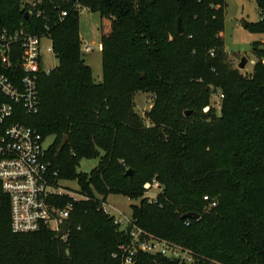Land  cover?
I'll return each instance as SVG.
<instances>
[{"label": "trees", "instance_id": "1", "mask_svg": "<svg viewBox=\"0 0 264 264\" xmlns=\"http://www.w3.org/2000/svg\"><path fill=\"white\" fill-rule=\"evenodd\" d=\"M76 3L110 23L99 82L83 56ZM24 4L0 0V28L47 31L59 59L39 74L40 111L26 122L53 137L51 169L77 180L87 198H57L73 202L60 232L16 233L0 185V264H121L113 254L131 241L133 224L191 249L197 264H264V38L253 43V71L242 73L227 61L226 0H44L45 14L28 18ZM63 8L70 13L61 18ZM241 25L264 34L262 15ZM140 91L154 96L144 114L135 109ZM82 158L98 164L81 171ZM154 178L162 190L151 199L143 185ZM111 193L139 199L126 227L104 210ZM190 211L199 217L184 218ZM137 258L176 264L161 254Z\"/></svg>", "mask_w": 264, "mask_h": 264}, {"label": "built area", "instance_id": "2", "mask_svg": "<svg viewBox=\"0 0 264 264\" xmlns=\"http://www.w3.org/2000/svg\"><path fill=\"white\" fill-rule=\"evenodd\" d=\"M24 5L28 17L45 14L44 0H25ZM75 7L80 12L85 8L79 3ZM69 13L70 10L63 8L60 17ZM46 40L50 42L47 46L44 45ZM83 49L88 52L91 46L85 43ZM46 53L55 55L52 38L47 31L31 33L25 27L14 30L0 28V185L9 196L11 227L16 233L42 228L60 232L70 216L73 202L61 206L57 198L64 195L73 200L87 198L76 191L80 195L77 196L63 185V179L58 178L57 171L51 169L46 159L49 137L45 138L26 122L28 115L40 111L39 74L51 71L44 64ZM216 106L220 107L219 102ZM208 109L206 106L204 111ZM143 187L146 194L155 192L148 195L151 199H156L162 190L161 183L155 178L146 181ZM103 206L106 212H110L106 202ZM116 222L123 221L118 219ZM130 222L131 218L128 224ZM130 234L131 241L121 245L113 254L121 258V264H137L139 253L161 254L176 264H197L199 260L191 249L149 235L137 225L133 224Z\"/></svg>", "mask_w": 264, "mask_h": 264}, {"label": "rangeland", "instance_id": "3", "mask_svg": "<svg viewBox=\"0 0 264 264\" xmlns=\"http://www.w3.org/2000/svg\"><path fill=\"white\" fill-rule=\"evenodd\" d=\"M227 8L225 13V28L222 32L224 38V45L227 53V61L237 68L242 73L252 72L256 57L253 53V43L263 40L264 34L253 33L242 27L241 19L245 18L248 21H258L261 18V11L256 0H226ZM109 21L107 18H102L98 12H92L88 8H83L80 13V36L82 40L83 56L87 63L93 69V75L96 81H100L103 77L102 69V53L100 48L101 38L103 32L109 31ZM50 42L44 41L47 46ZM85 43L91 46V50L86 52L83 49ZM44 64L46 68L52 69L59 64V59L56 55L45 54ZM246 56L248 62L244 68H239L241 58ZM221 90H218L211 98V102L215 105L221 98ZM154 101V96L148 92H138L135 97V109L140 114L149 109ZM218 108V107H217ZM53 137L48 138L49 144ZM98 164V158L87 159L82 158L79 164V170L90 171ZM63 185L74 192L80 191V185L77 180H63ZM154 191L145 195H154ZM107 209L118 220H122L123 227L128 224V219L132 216V204L139 202V199H131L121 193H111L106 198Z\"/></svg>", "mask_w": 264, "mask_h": 264}, {"label": "water", "instance_id": "4", "mask_svg": "<svg viewBox=\"0 0 264 264\" xmlns=\"http://www.w3.org/2000/svg\"><path fill=\"white\" fill-rule=\"evenodd\" d=\"M25 16H26V18H28V14L27 13L25 14ZM177 31H178L179 34H183L185 32V28H184V26L182 24L181 19L178 20V29H177ZM247 62H248V58L246 56L242 57L241 61L239 63V68H244ZM190 111L191 110H188L187 113H189ZM67 139H68V137L64 136V138H63V140H62V142H61V144L59 146V149H62L65 146V144L67 142ZM131 172H132V169H129L128 173H131ZM183 217L184 218H187V217H196V218H198L199 214L196 213V212L190 211V212L185 213L183 215Z\"/></svg>", "mask_w": 264, "mask_h": 264}, {"label": "crops", "instance_id": "5", "mask_svg": "<svg viewBox=\"0 0 264 264\" xmlns=\"http://www.w3.org/2000/svg\"><path fill=\"white\" fill-rule=\"evenodd\" d=\"M100 48H102V45L100 44ZM89 64V63H88ZM90 65V64H89ZM91 66V65H90ZM102 80V79H101ZM100 80V81H101ZM96 81V80H95ZM96 82H99V81H96ZM152 105V104H151ZM151 105L149 106V107H151ZM106 203H107V201H106Z\"/></svg>", "mask_w": 264, "mask_h": 264}]
</instances>
